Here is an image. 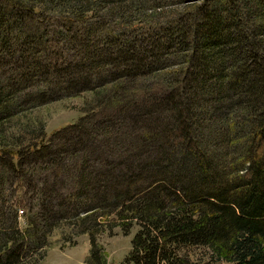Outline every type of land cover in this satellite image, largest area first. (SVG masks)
<instances>
[{"label": "trees", "instance_id": "trees-1", "mask_svg": "<svg viewBox=\"0 0 264 264\" xmlns=\"http://www.w3.org/2000/svg\"><path fill=\"white\" fill-rule=\"evenodd\" d=\"M115 228L126 263L264 264V0H0V264L56 229L106 264Z\"/></svg>", "mask_w": 264, "mask_h": 264}, {"label": "rangeland", "instance_id": "rangeland-1", "mask_svg": "<svg viewBox=\"0 0 264 264\" xmlns=\"http://www.w3.org/2000/svg\"><path fill=\"white\" fill-rule=\"evenodd\" d=\"M82 97L67 98L47 105L27 110L20 115L18 120L21 124L28 121L38 122L44 125V131L47 135H51L56 131L73 124L83 115L82 108L84 101ZM15 187V186H14ZM10 193H19L20 198L26 194V198L31 196L30 188L26 187L18 191L12 190ZM25 198V199H26ZM26 203V200H24ZM28 203V202H27ZM34 203V202H33ZM19 226L24 228L25 219L21 208H18ZM61 228V227H60ZM62 229V228H61ZM61 229H56L50 237V246L47 251L42 254V258L35 257L37 264H86L89 256L90 244L86 235L74 237L75 245L61 246L60 237L63 235ZM137 228H133L129 235H124L119 228H115L110 232H103L98 236V243L102 247L106 264H132L126 263V257L131 249V239ZM202 251V250H201ZM29 260V259H28ZM34 264V262H31Z\"/></svg>", "mask_w": 264, "mask_h": 264}]
</instances>
